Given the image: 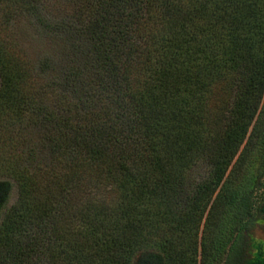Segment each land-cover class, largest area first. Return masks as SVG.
<instances>
[{
	"label": "trees",
	"instance_id": "1",
	"mask_svg": "<svg viewBox=\"0 0 264 264\" xmlns=\"http://www.w3.org/2000/svg\"><path fill=\"white\" fill-rule=\"evenodd\" d=\"M39 24L63 44L38 65L58 105L0 50V128L41 132L0 149V264H217L225 249L222 264H264L261 244L240 251L264 166V0H76Z\"/></svg>",
	"mask_w": 264,
	"mask_h": 264
},
{
	"label": "rangeland",
	"instance_id": "2",
	"mask_svg": "<svg viewBox=\"0 0 264 264\" xmlns=\"http://www.w3.org/2000/svg\"><path fill=\"white\" fill-rule=\"evenodd\" d=\"M76 0H0V50L1 52L8 53L11 57L22 62L21 67L27 68V72L32 79L33 90L37 91L38 96L42 94L40 99L48 104H57L60 99L56 88L47 87L51 81L55 80L52 78L51 73L43 74L39 72L38 65L46 57H52L53 61L60 63V54L63 50V44L58 37L54 34L43 30L44 23L49 20L60 19L66 14H69L72 10ZM65 44V43H64ZM65 47V45H64ZM8 55V56H9ZM54 83V82H53ZM27 122L21 120L18 124H14L8 131L0 134V149L6 151L8 146L13 145L10 143L11 139L16 137V147L18 152L22 150L25 152L27 147L39 146L37 142L40 137V130L32 129L27 127ZM19 135V136H18ZM22 135L25 137H22ZM14 139V140H16ZM245 140L239 146L236 156L241 149ZM6 149V150H5ZM20 154V153H19ZM39 157H42L39 155ZM235 158V157H234ZM252 171V172H251ZM205 173V166L203 162H199L195 167L189 171L190 182L200 180ZM227 171L223 177V183L226 180H230L229 184L235 186L240 183L241 173ZM250 173L253 175L254 181L252 185L247 187L251 188V212L252 220L248 224L245 230L241 233L240 238V249L243 257H249L253 249L250 247L251 244L259 243L264 250V211L258 210L264 209V166L258 167L256 162L252 163ZM254 173V174H253ZM16 191L12 188V192L9 198V204L15 198ZM202 224L200 223L195 234L186 236V241L193 242L195 239L196 259L199 258L200 250V238L202 236ZM226 255V249L217 261V264H222ZM142 254L138 255L135 262H139ZM139 264V263H138Z\"/></svg>",
	"mask_w": 264,
	"mask_h": 264
}]
</instances>
